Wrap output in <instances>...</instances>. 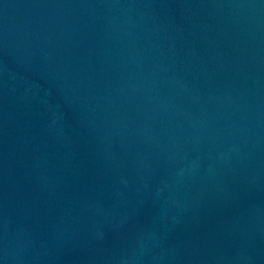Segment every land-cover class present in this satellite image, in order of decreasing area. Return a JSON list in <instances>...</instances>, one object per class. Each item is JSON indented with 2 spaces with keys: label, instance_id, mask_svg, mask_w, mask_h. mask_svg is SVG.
Here are the masks:
<instances>
[{
  "label": "water",
  "instance_id": "1",
  "mask_svg": "<svg viewBox=\"0 0 264 264\" xmlns=\"http://www.w3.org/2000/svg\"><path fill=\"white\" fill-rule=\"evenodd\" d=\"M0 264H264V0H0Z\"/></svg>",
  "mask_w": 264,
  "mask_h": 264
}]
</instances>
